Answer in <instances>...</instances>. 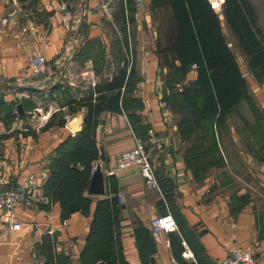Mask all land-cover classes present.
I'll return each mask as SVG.
<instances>
[{
	"label": "crops",
	"instance_id": "0c3cea01",
	"mask_svg": "<svg viewBox=\"0 0 264 264\" xmlns=\"http://www.w3.org/2000/svg\"><path fill=\"white\" fill-rule=\"evenodd\" d=\"M153 1L0 0V96L16 112L8 121L0 104V191L21 187L32 199L30 206L18 205L12 218L0 210V264H57L58 256L82 264L99 201L121 192L112 214L120 221L117 256L127 264H221L234 246L252 247L256 264H264V119L253 113L245 119L242 108L249 103L243 100L238 107L245 118L232 121L229 113L221 126L220 152L201 147V162H188L164 100L160 49L172 44L173 13L167 1L156 13ZM219 1L212 5L226 42L240 67L245 64L248 95L264 117V79L249 70ZM250 1L264 34V0ZM154 14L163 21L155 24ZM41 48L50 68L36 76L28 54ZM85 124L96 151L83 191L89 209L63 219L61 200L45 187ZM138 138L149 151L158 187H150L137 167L108 173ZM155 138L169 143L158 151ZM95 165L105 177L102 195L89 192ZM169 212L178 229L155 234L151 220ZM15 222L22 227L13 228Z\"/></svg>",
	"mask_w": 264,
	"mask_h": 264
},
{
	"label": "trees",
	"instance_id": "16d2710c",
	"mask_svg": "<svg viewBox=\"0 0 264 264\" xmlns=\"http://www.w3.org/2000/svg\"><path fill=\"white\" fill-rule=\"evenodd\" d=\"M163 1L168 2L173 13L172 44L160 49L161 66L164 63L170 66L166 77L168 84H171L170 92L164 100L174 110L184 111L185 121L181 123L191 124L185 127L188 133L186 137L201 128L212 141V153H218V128H221L233 108L238 107L243 100L248 103L252 100L248 95L247 80L233 50L226 42L221 21L210 0H157L154 3ZM223 5L227 21L248 57L249 70L262 81L264 34L257 25L256 11L251 1L224 0ZM191 72L194 73L189 79ZM181 82L184 83L183 87L177 88ZM119 97L118 93L114 99ZM3 103L0 96V104ZM4 106L6 119L12 121L16 116L15 105L4 103ZM214 127L217 128L216 136ZM89 133L85 124L74 144H71L72 149L62 156H67V160L61 166L60 161L53 165L55 172L45 187L46 194L61 200L63 219L76 210L86 212L89 209L90 200L83 195V191L88 187L92 162L96 157ZM200 136L207 137L202 134ZM202 146L203 143L197 141V145L187 148L188 162H201V159H197L200 155L197 151ZM118 199L114 197L112 201H99L87 245L81 255L82 264H116L117 260L120 264H127L117 256L115 228H119L120 221L113 217L112 211ZM56 263L67 264V260L58 256Z\"/></svg>",
	"mask_w": 264,
	"mask_h": 264
},
{
	"label": "built area",
	"instance_id": "2783aa9c",
	"mask_svg": "<svg viewBox=\"0 0 264 264\" xmlns=\"http://www.w3.org/2000/svg\"><path fill=\"white\" fill-rule=\"evenodd\" d=\"M137 4H143L146 0H133ZM28 63L32 73L36 76L45 74L50 68L44 50L33 49L28 54ZM169 143L167 138L153 139L154 147L160 151L165 145ZM127 167H137L140 173L145 178V181L150 187H158L157 177L151 161L149 151L146 144L140 138L136 140L134 147L125 150L115 157L114 168L108 173L113 175L117 170L125 169ZM97 165L94 166V169ZM119 201L123 200L124 193L119 195ZM20 204L30 206L32 199L27 190L21 187H8L0 191V210L5 212L6 217L12 218L16 207ZM13 228L20 229L22 224L15 222ZM151 226L155 234L161 231H174L178 229V225L174 215L169 212L163 215L154 217L151 220ZM185 256H192V253L187 251ZM257 259L252 247H238L234 246L230 249L228 255L222 259L221 264H256Z\"/></svg>",
	"mask_w": 264,
	"mask_h": 264
},
{
	"label": "rangeland",
	"instance_id": "374dc122",
	"mask_svg": "<svg viewBox=\"0 0 264 264\" xmlns=\"http://www.w3.org/2000/svg\"><path fill=\"white\" fill-rule=\"evenodd\" d=\"M154 1H157V0H154ZM153 1V2H154ZM155 5H154V8H155V12L156 13H158V10H159V6L160 7H162V2L161 3H154ZM161 10H163V9H160L159 11H161ZM154 18H155V24L156 23H159V22H162L163 21V19H161V17L160 16H158V15H155L154 14ZM163 63H164V61H163ZM241 67L244 69V71H245V74L247 75V76H249V72L247 71V69H246V66H245V64L242 62L241 63ZM162 69H163V78L165 79L164 80V84H165V88H166V90H167V93H169L170 92V90H169V86H171V84H168V81H167V75H168V73H169V70H170V66L169 65H167L166 63H164L163 65H162ZM183 85H184V83L183 82H181L180 84L178 83V85H177V88L179 87V86H181V87H183ZM168 87V88H167ZM247 102V104H248V101H246ZM245 104V107L244 108H242L243 110L242 111H244V116L246 117H243L240 113V111H239V107H235V108H233L232 110H231V112H230V117H231V120L232 121H237V120H239L240 118H245V119H252L253 118V116L254 117H258L259 119H264V117L259 113V111L257 110V108H256V105H255V102H254V100H253V98H252V100L250 101V108L248 107V105H246V103H244ZM243 104V105H244ZM242 105V106H243ZM167 106H168V108L173 112V114H174V122H175V124H177V127H178V132L180 133V135L182 136V139H183V141H184V143H185V146L187 147V148H189L192 144L191 143H195V142H199V143H203V148H206L207 149V151H209L210 153H212V150L213 149H211L210 148V145L212 144V141H211V139H210V137H209V135L208 134H206V132H203V130H200L199 128L198 129H196L192 134H191V136L190 137H186V135L188 136V133H187V129L185 128V127H189V126H191V124L190 125H188L187 124V122H186V124L184 123V124H182L184 121H185V113H184V111H177V110H174L170 105H169V103H168V101H167ZM252 113L254 114V115H252ZM182 122V123H181ZM192 126H194V125H192ZM214 129H215V132H214V135L216 136L217 135V128H215L214 127ZM221 128H218V134H220L221 135ZM206 135L207 137L206 138H204V137H202V136H200V135ZM209 134H211V133H209ZM197 138H198V140H197ZM233 151H236L237 150V147H234L233 149H232Z\"/></svg>",
	"mask_w": 264,
	"mask_h": 264
},
{
	"label": "water",
	"instance_id": "95a60500",
	"mask_svg": "<svg viewBox=\"0 0 264 264\" xmlns=\"http://www.w3.org/2000/svg\"><path fill=\"white\" fill-rule=\"evenodd\" d=\"M212 3L214 5V7H216L220 4V1L219 0H212ZM71 128L73 130H78V122L76 121V122L72 123ZM105 191L106 190H105L104 173H103L101 167L98 166L97 169L95 170L93 176H92L89 192L91 194L102 195V194H105Z\"/></svg>",
	"mask_w": 264,
	"mask_h": 264
}]
</instances>
